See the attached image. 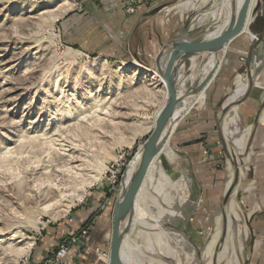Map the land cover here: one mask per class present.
<instances>
[{"label":"rangeland","instance_id":"374dc122","mask_svg":"<svg viewBox=\"0 0 264 264\" xmlns=\"http://www.w3.org/2000/svg\"><path fill=\"white\" fill-rule=\"evenodd\" d=\"M60 1L0 0V264L27 262L45 238L72 224L80 211L88 210L83 224H89L112 197L115 201L163 97L158 81L143 72L131 77L125 68L132 70L137 62L153 69L158 51L180 31L191 27L187 37H200L213 23L206 17L199 24L213 7L211 0H162L141 16L121 49L98 53L71 42L69 26H64L67 20L72 26L74 16L84 12L94 21L91 9L81 0ZM187 2L199 6L184 7ZM259 2L261 13L252 26L258 36L264 31V0ZM102 37L115 36L104 30ZM255 42L247 43L244 35L231 41L203 105H193L165 143L173 157L159 152L154 158L157 170L167 174L148 173L144 185L158 195V203L135 201L132 218L142 217L156 228L129 224L126 258L132 264H149L156 257L145 252L147 236L155 251L163 238L182 264H215L201 254L229 197L224 190L229 163L248 233L240 235L241 253L234 248L227 258L231 264H239L237 257L241 264H264V124L259 122L264 70L238 104L236 127L253 125L243 154L228 148L220 122L227 110H222L226 89L246 66ZM188 66L189 60L181 72ZM248 155L251 166L241 177ZM111 213L104 241L95 243L103 248L109 246Z\"/></svg>","mask_w":264,"mask_h":264},{"label":"bare ground","instance_id":"6f19581e","mask_svg":"<svg viewBox=\"0 0 264 264\" xmlns=\"http://www.w3.org/2000/svg\"><path fill=\"white\" fill-rule=\"evenodd\" d=\"M208 1L210 0H201L202 3H206ZM241 1L242 0H236L237 5H239ZM259 1L260 0H250V4L248 7L247 16H246L245 27H244L243 32L240 35L245 36V40L247 41V43L256 41L252 47L256 48L259 53L264 55V31L261 32L262 35L260 36L256 34V30L255 32H252V26L254 25L256 17L261 13V10L256 11L257 8L259 7L258 6L260 3ZM211 2L213 4V7L209 11L205 12L204 15L199 19V24L206 17H210L211 20H213V23H211L209 26L206 27L205 33L203 36H213V35L219 34L228 25L231 13L235 12V10H233V5H232L231 0H211ZM66 3H69V0H61L59 2V5L61 4L63 5ZM183 6L194 9L197 6H199V4H196L195 2H187L183 4ZM192 26H194V24H192ZM218 60L219 61L215 62V59L213 57H210L207 60L206 64L202 68L201 79H203L205 75H207L208 73H212V77H215L218 74L222 66V62L220 58ZM135 64L136 65L132 70L125 68L126 71L131 72V75H132L131 77H134L135 75L137 76L139 72L148 74V76L158 81V83L161 85L162 90H163V97H162L161 105L159 106L158 110H156L155 115H154V120L152 121L150 125V129H153L154 124H155V118L159 110L161 109L163 103L166 100L167 88H166V85L163 79L153 69L144 67L143 65L137 62H135ZM263 66H264V61L256 62L254 60L249 65L246 64V66L242 70H239L232 76L229 87L226 89L228 94L223 103L222 110L224 108H227V110H225V112L223 111L224 113L221 116V120H220L221 129H222L224 139L226 143L228 144V148L230 150H233L232 152H235L239 155L245 152L247 142L249 140L253 125L250 124V125L245 126L244 128L236 127L239 121V113H240L238 104L243 100L244 96L247 94L250 87L252 86V83L259 82V77L262 74V71L264 70ZM187 80H189V76L184 77V79L182 80L180 84L181 88L187 87V85L185 84ZM205 94H206L205 88H202L201 90H199L198 93L195 94V96L191 99V101L187 103L185 110L186 111L189 110L190 107L193 105L202 106L204 103ZM262 97H264V92H263ZM181 112L183 113L184 110ZM259 122L264 124V114H261L259 118ZM160 152L164 153L169 158L173 157V151L171 148H167L165 150L163 147L160 150ZM249 156L250 155H248L244 160V168H240L241 177L245 175V169H248L249 166H251L249 162ZM154 158L151 160L147 174L151 173L153 175L155 172L158 171L161 174V176L165 177L167 172H163L161 169L157 170V166H155L153 162ZM137 160L138 159L131 162L129 172H128L129 176L131 174L130 172L134 171ZM234 176H235V173L233 171L232 166L229 163L228 179L225 183V189H224L225 192L230 191L229 197L222 207L223 213H220L215 217L214 229L212 233L210 234V238L206 242L204 249L202 251V254H201V258L203 259L208 258L210 260H213L215 264H231L227 256H229L230 253L235 251L234 248H236V250H239L241 253V251L244 248V243L240 239V235L243 234L245 237L248 233V227L246 225V222L244 221L245 217L243 216L242 208L237 198L239 185L236 184V186L234 187V184H233ZM127 177L128 176H126V179ZM144 184H145V181H143L142 185L140 186L137 192L136 200H135L136 205L137 203L139 204L140 200L141 202H144L146 198H149L153 200V202L155 201L158 203V195L153 194L152 192L148 191ZM169 204H172V203H169ZM132 221L135 224L140 225L141 227H145L147 230H151V229L153 230L156 228V226L149 224L148 221L144 220L142 217H139V216L134 215V218L132 219ZM129 240L131 239L129 235L126 234L124 236V240H123L122 247H121V256L125 264H132L129 258L128 257L126 258V246H127V241ZM157 245L159 247V250L155 251L154 250L155 248H153V246L150 243L149 236H147V245L145 246V252L149 254L152 253L153 255L156 256V257H152V259L149 261V264H182L180 254L170 244H168L163 238L160 237L157 240ZM28 246H31V243H29ZM28 246L26 247L27 248L26 253L29 252ZM236 259L239 264H241V262L243 261L240 257H237Z\"/></svg>","mask_w":264,"mask_h":264},{"label":"water","instance_id":"95a60500","mask_svg":"<svg viewBox=\"0 0 264 264\" xmlns=\"http://www.w3.org/2000/svg\"><path fill=\"white\" fill-rule=\"evenodd\" d=\"M231 2L235 12L231 13L228 25L219 34L187 37L192 28L184 29L166 42L155 57L153 70L165 82L167 97L155 118L153 129L136 151L122 177L111 213L109 261L107 264H125L121 256V247L124 236L128 232V226L133 219L137 192L146 177L151 160L170 139L177 122L192 108L191 106L186 111L187 103L202 88L207 90L210 81L214 80L212 73H208L201 79L202 68L210 57H213L215 62L220 58L222 62L231 41L244 30L250 0H242L239 5L236 0H231ZM252 32H255L253 27ZM187 60H189V66L185 72H181ZM254 60L256 62L264 61V55L259 53L256 48H252L248 52L246 64L249 65ZM187 76H189V84L187 87L181 88L180 84ZM136 159L138 160L135 169L130 172L129 176L130 164ZM126 176H128L127 179Z\"/></svg>","mask_w":264,"mask_h":264},{"label":"crops","instance_id":"0c3cea01","mask_svg":"<svg viewBox=\"0 0 264 264\" xmlns=\"http://www.w3.org/2000/svg\"><path fill=\"white\" fill-rule=\"evenodd\" d=\"M81 1L84 3L86 8L91 9L94 21L88 14H85V12L79 14V16L74 14L76 16H74L75 21H73L72 26H70L71 22L69 20L64 22L65 28L67 29L69 26L68 29H70L68 32V39L71 42H76L77 44L82 45L85 49L88 48L90 51L109 53L114 52L117 49H121V44L124 45L123 41L127 42L132 33L137 29L141 16L148 11L150 6L162 0H140L137 5L136 12L132 15H126L122 8L121 0ZM104 30L111 31L115 36L114 39H104V37H102ZM226 65L227 66L224 65L225 69H227L224 72V80L229 77L228 68L232 65V61L229 60ZM95 205H92L91 208ZM113 205L114 198L112 197L111 202L108 203L104 212L102 214H98L96 217L95 225L86 238L81 253L74 254L73 252H70L66 257L64 264H82L83 262L93 260L95 258L91 246L95 243L104 241V236H102V234L105 230L104 228L112 211ZM86 211L88 210H85V212L82 210L80 213L75 215V221L72 224L66 222L64 227L60 229L61 232L57 231L56 235H50V238L48 239L45 238L44 241L33 250V253L29 255L27 262L23 264H39L47 252L56 247L58 237L61 236L62 233H72L83 224L84 219L87 217Z\"/></svg>","mask_w":264,"mask_h":264},{"label":"built area","instance_id":"2783aa9c","mask_svg":"<svg viewBox=\"0 0 264 264\" xmlns=\"http://www.w3.org/2000/svg\"><path fill=\"white\" fill-rule=\"evenodd\" d=\"M140 0H121L122 8L127 14H134L137 9V5ZM121 157V156H120ZM121 183L118 184V190ZM104 207V206H103ZM71 221V220H70ZM94 219L89 224H82L76 229V231L64 235L60 241H58L56 247L51 251H48L39 264H64V261L70 252L74 254H80L85 240L94 227ZM94 259L83 262L82 264H107L109 261V246L106 248L101 247L98 244L91 246Z\"/></svg>","mask_w":264,"mask_h":264}]
</instances>
